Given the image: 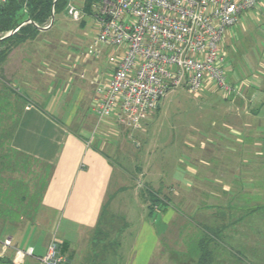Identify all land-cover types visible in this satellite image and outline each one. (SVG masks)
Here are the masks:
<instances>
[{
  "label": "crops",
  "instance_id": "obj_1",
  "mask_svg": "<svg viewBox=\"0 0 264 264\" xmlns=\"http://www.w3.org/2000/svg\"><path fill=\"white\" fill-rule=\"evenodd\" d=\"M83 3L81 8L77 7L81 11ZM54 23L58 30L63 28L59 44H67L62 39L65 17L57 16ZM52 27L53 24L34 39L13 48L0 65V80H7L6 85L1 82L0 93L11 92L6 95V100H0V125L5 127L0 138L10 142L11 157L16 150L25 158H41L49 167L39 193L28 200L21 197L22 203L27 202L23 206L16 200L13 181L5 185L4 195L0 197V248L3 240L10 237L8 253L11 254L19 247L20 237L44 235V251L36 240L26 243L23 249L18 248L32 247V255L25 257L26 264H41L39 259L46 254L52 241L68 242V264H264V151H261L264 142L259 140V149L255 147L258 132L264 133V115L260 113L264 110V81L255 87L243 83L233 96L228 97L229 103L221 107L225 118L218 128L215 148L188 152L192 158L191 166H187L189 183L172 177L163 190L161 182L145 181L146 188L161 198L155 206L148 197L141 198L139 185L125 181L131 173L122 163L116 162H122L123 154L115 143L117 139L121 141V130L126 127L113 117L98 119L95 111L96 86L107 82L113 71L109 57L120 55L121 50L111 48L105 53L109 67L103 73L98 70L85 83L80 80L85 78L86 68H93L101 56L84 54L78 57L69 53L62 57L55 49L59 45L58 39L49 36L42 41L40 38ZM243 31H246L245 27L239 20L227 28L222 39L223 48L241 41L240 32ZM67 48L76 49L72 45ZM54 57L58 58L56 61L60 58L61 65L58 66L67 73L62 78L68 79L63 92L73 89L72 92L77 94L67 113L62 107L64 102H59V98V101H53L49 108L55 113L50 115L39 102L43 89L39 79ZM13 81L24 89L21 91L14 86ZM230 83L236 85L231 78ZM15 96L20 98L17 117L14 114ZM84 97L88 100L84 106H87L86 110L81 109ZM244 133L247 144L243 150L228 148L224 135L233 140L234 134L243 136ZM126 138L130 136L127 134ZM131 185L137 191L133 202L137 199L140 206L145 207L140 217L143 224L141 238L133 239L136 247L134 252L131 251L132 257L126 250L131 237H123L120 225L114 227L112 245H103L102 241L94 239L98 230L104 232L99 228L100 221L114 224V221L122 220L120 224L124 227L132 221L131 213L136 210L129 208L128 198L120 201L123 205L120 211L111 207ZM236 208L242 210L240 216ZM208 210L211 212L207 213ZM178 217L183 219L181 228L186 241L181 248L167 243ZM240 221L246 226L243 231L239 229ZM232 238L236 242L242 241L238 243H243L246 250L229 244ZM162 240L168 246L166 249L161 246ZM239 251L247 252L245 261H239Z\"/></svg>",
  "mask_w": 264,
  "mask_h": 264
},
{
  "label": "rangeland",
  "instance_id": "obj_2",
  "mask_svg": "<svg viewBox=\"0 0 264 264\" xmlns=\"http://www.w3.org/2000/svg\"><path fill=\"white\" fill-rule=\"evenodd\" d=\"M99 2L100 0H96L94 4L97 5ZM73 3L76 7L81 8L83 0H73ZM79 10L82 15L80 19L75 20L68 15H63V17H65L66 29L64 30L65 33L63 34L62 39L67 42L68 46H74L76 48L75 50L67 48V44H59V35H61L60 32L63 31V28L58 30L56 28V23L53 24L50 31L42 33V36L40 37L42 41L49 36L58 39L57 44L59 45L57 47L55 46V49L60 52L62 57L69 53H72V55H78V57L87 54L88 46L97 34L95 14L90 16L84 15L83 11H81V9ZM93 10L94 13H96L94 6ZM242 14L244 16H240L239 23L245 27L246 31H243L242 33L240 32L241 41L235 42L233 45H225V48L222 46V50L226 54L225 69L227 77L229 76L228 81L230 82L231 78L232 82L236 83L235 86L237 88H240L243 83L245 85H248L249 83V85L255 87L257 83L264 81V44H262L264 43L263 17L256 9L245 11ZM81 20H83V22H81ZM99 47L101 48V54L98 57H102L98 59L100 62L93 68H88L86 66V69L88 70L85 72V78L80 81L86 83L93 74H97L98 70L103 73L109 67L110 64L107 63L105 57L107 58L106 54L111 48L104 47L102 44H99ZM56 58L57 57H54L52 60H49L48 67L46 71L43 72L44 75L40 76L39 79L41 82L40 85L43 88L38 97L40 98L39 102L41 103V107L50 115H54L55 113L53 109L49 108L53 101H59L60 99L59 102H64L62 107L64 106V109H66L65 113H67L68 110L71 109L73 101L76 100L77 94V92H72L73 89L69 90L67 93L63 92V87L66 85L65 82H67L68 79L64 80L62 78L66 77L67 73L63 69L60 70L58 64L61 65V60L59 58V61H56ZM1 79L2 81L0 80V84L3 81H7L3 78ZM245 80L247 83L244 82ZM11 83H14V86L21 91L24 89L19 83L14 81ZM208 86L209 87L202 88L200 91L196 92L189 91L182 85L169 89L162 98L159 106L150 111L147 117L141 122L140 128L136 130L127 127L125 129L122 128L120 137L121 141L118 142L117 139L115 143L117 144V150L120 151L121 155L123 154L120 159L122 162L118 160H116V162L122 163V166L131 173L127 174L124 178L125 181L132 183V185H135L136 183V186L138 187L139 185L141 189L146 187L145 181H154L155 183L152 182L153 184H159L161 182L163 190L168 186L169 182H171L172 177H176L180 180L185 179L188 183L191 181L190 169L187 166L192 162V158H190L188 152L198 151L209 147L215 148L214 140L219 133L218 128L220 127V123L225 118V115L222 114L223 109L221 107L229 103L228 97L233 96L232 94L226 96L222 91L217 90L212 85ZM90 91L88 92L90 93ZM56 98L59 99L57 100ZM5 99V95L2 96L1 100ZM84 99L85 97L81 100V107H83L81 109L87 107L84 106L87 105L88 100L85 101ZM260 113L264 115V110ZM91 115L93 116L94 114L92 113ZM73 127L75 126H72V128ZM225 133H227V131ZM127 134L130 138H126ZM246 136L245 133L243 136L234 134L233 140H229L227 135H224L225 140L229 143L228 146H230L228 148L241 150H243L247 144ZM124 137L126 139H124ZM257 137V141L255 140L256 150L259 149L257 147L261 144L258 141L262 140V142H264V133L261 134L258 132ZM10 150V152H12V147ZM261 151L263 153V147ZM5 163L6 167L1 173L5 179V185H7V183L10 184V182L13 181L14 187L17 190L16 200L23 206V204L27 202L22 203L21 197H27L28 200L32 195L34 197L39 193L43 186L45 176L49 172V167L47 164L43 163L41 158L32 157L29 159L19 154L15 156V158L5 157ZM113 182L114 181H112V183ZM132 185L124 191L122 196L117 197L114 204L111 205V207L120 211L123 206L121 204L122 199L128 198L129 208H131L132 211L136 210L131 213L132 217L130 219L132 221L126 224L125 227L121 226L123 222L122 220H119V222L116 220L114 221V224H112V221L107 220L101 222L99 228H102L101 230L104 232H98L95 237V240L102 241V243H104L103 245H112L113 239L111 235L113 234L114 227L116 228L120 225L121 230L123 228L124 231L123 237H131L130 242L126 244L127 255H130V257H132V252H134L133 248L136 247L133 239L135 237H138V239L141 238L140 234L143 224L140 223V217L145 210V207L140 206L141 203H139L137 199L136 202H133L137 196V191H135L136 189H134V186ZM130 196L132 197L130 198ZM210 212L211 210L207 211V213ZM236 212L238 213V216L243 213L240 208H236ZM154 218L155 217H153V220ZM178 218V223L172 227L167 241L168 244L173 245L175 248H181L186 242L183 239L184 231L181 228V225L184 222H182V217ZM151 222L152 219H150V223ZM245 227V223L240 221L239 229L242 230L243 228V230H245ZM3 233L4 232H2V234ZM118 237L119 236L117 235L116 238ZM244 239L246 240V238ZM34 240H36L38 245L41 246V251H44V235H42V237L34 238L31 235L27 236L26 234L25 236L20 237L18 248L23 249L26 243H32ZM245 240H243V242H246ZM238 242L232 238L228 243L234 245L236 248L242 247L241 249L246 250L244 244ZM161 246L165 249L168 247L164 240L161 241ZM8 250L9 248L7 246H1L0 258L2 263L0 264H26L24 261L25 257L21 262H16L15 251L12 252L11 255L8 253ZM239 253V261H245V254L247 252L241 253L239 251Z\"/></svg>",
  "mask_w": 264,
  "mask_h": 264
},
{
  "label": "built area",
  "instance_id": "obj_3",
  "mask_svg": "<svg viewBox=\"0 0 264 264\" xmlns=\"http://www.w3.org/2000/svg\"><path fill=\"white\" fill-rule=\"evenodd\" d=\"M93 6L97 34L87 54L99 56V44L121 50L109 57L113 71L107 82L96 86L95 111L98 119L113 117L134 129L169 89L182 85L196 92L212 85L226 96L236 93L225 69L223 35L252 9L261 13L264 25V0H100ZM67 15L82 17L73 2ZM2 243L11 246V238ZM14 251L15 261L21 262L33 249ZM65 260L58 242L52 241L39 262Z\"/></svg>",
  "mask_w": 264,
  "mask_h": 264
},
{
  "label": "trees",
  "instance_id": "obj_4",
  "mask_svg": "<svg viewBox=\"0 0 264 264\" xmlns=\"http://www.w3.org/2000/svg\"><path fill=\"white\" fill-rule=\"evenodd\" d=\"M70 2H73V0L0 1V37L3 36L8 31L14 29L18 24L22 23L24 20L26 19L31 20V22L21 25L12 34L0 40V65L2 62H4V60L6 59V57L13 48L19 46L20 44L28 40L34 39L38 35V33L41 30H39L36 25L40 27L46 25L50 20V15L52 11L54 13L53 24L56 21L57 16L67 15V6ZM95 2L96 0H84L83 9H82L84 15L90 16L95 14L93 10V4ZM81 22H83V20H81ZM3 83L5 84V82ZM10 94H11L10 90L3 91L2 93H0V100L4 95L7 99V96ZM18 101H20V98L15 96V110H14L15 117H17L19 112ZM4 128H2V126L0 125V132H2ZM9 143L10 142L6 140H2L0 138V197L4 195V191H5V179L1 175L3 169L6 167L5 157H11V153H12L10 152L11 147ZM17 155H18L17 151L16 150L13 151L12 157L15 158V156ZM9 163L12 164L11 162ZM139 192L141 198L148 197L149 201L155 206H156V202L158 203L161 201L159 194H157L155 191L149 188L146 187L144 189L140 188ZM103 212H105V205L102 208V214ZM99 224H101V221L99 222ZM98 232L101 233L102 231L98 230ZM58 246H59V252L65 255L66 258L65 264H68L69 263V256L67 254L68 242L63 241L61 243H58ZM0 263H2L1 258H0Z\"/></svg>",
  "mask_w": 264,
  "mask_h": 264
},
{
  "label": "water",
  "instance_id": "obj_5",
  "mask_svg": "<svg viewBox=\"0 0 264 264\" xmlns=\"http://www.w3.org/2000/svg\"><path fill=\"white\" fill-rule=\"evenodd\" d=\"M53 21H54V13H53V11H52V12H51V15H50V20H49V22H48L46 25L41 26V27L38 26V25H36V26L38 27L39 30L44 31V30H47L48 28H50V27L52 26ZM29 22H31V20H29V19L24 20L22 23L18 24L14 29L8 31V32L5 33L3 36H1V37H0V40L3 39V38L6 37V36L12 34V33H13L14 31H16L21 25H23V24H25V23H29Z\"/></svg>",
  "mask_w": 264,
  "mask_h": 264
}]
</instances>
